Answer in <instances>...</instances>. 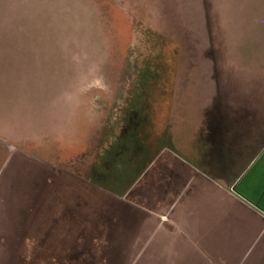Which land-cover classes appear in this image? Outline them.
<instances>
[{"label":"crops","instance_id":"crops-1","mask_svg":"<svg viewBox=\"0 0 264 264\" xmlns=\"http://www.w3.org/2000/svg\"><path fill=\"white\" fill-rule=\"evenodd\" d=\"M86 90L84 84L65 87L59 119L45 123L47 129L43 123L41 130L25 136L0 125V179L6 173L5 188L10 191L3 196L0 189V264L4 252L28 251L27 244L34 248L37 236L43 247L58 237L56 250L66 251L68 219L74 218L75 236L82 234L87 182L25 143L39 140L38 146L51 150L83 147L82 129L72 130ZM252 105L234 107L242 115L230 123L232 132L258 113ZM68 109L75 117L67 124ZM256 123L236 141L240 147L229 160L219 123L213 136L198 135L189 127L180 132L179 125H172L170 148L154 150L132 184L111 194L89 187L97 209L106 206L103 216L94 206L86 211L98 222L97 235L105 237L100 245L105 246L108 264H264V119ZM259 134L262 140L254 143ZM227 135L231 137V131ZM191 143L197 151H191ZM92 201L86 197L85 203ZM68 206V213L76 216H65ZM12 260L9 264H18Z\"/></svg>","mask_w":264,"mask_h":264},{"label":"rangeland","instance_id":"rangeland-1","mask_svg":"<svg viewBox=\"0 0 264 264\" xmlns=\"http://www.w3.org/2000/svg\"><path fill=\"white\" fill-rule=\"evenodd\" d=\"M98 1L0 0V125L11 126L17 134L25 136L41 130L43 123H52L59 119V105L65 103L62 97L65 87L92 84L90 79L95 72L93 65L99 59H104V56L106 58V53L112 49V42H108L107 25L96 13L95 4ZM177 2L182 11L181 15L185 17H182L186 42L184 45L190 56L187 55L185 59L186 67L193 66L200 70L205 68L210 73L208 77L205 75L204 81L210 87L211 102H217L221 108L217 123L223 129L220 135L224 136L222 144L229 160L231 152L240 147L237 146L240 141H236L251 131L248 128L264 119H260L264 115V0ZM152 30L158 32L156 28ZM122 47L124 45L120 46L119 52H122V55L117 60V65L123 63L122 66L127 71L129 64L125 58L130 50ZM173 60L174 54L170 48L162 61L163 70L150 82L152 111L146 123L142 125L143 132L136 142L137 145H147L146 155L137 159L132 152L133 148L122 151L117 147L119 142L112 141L111 152L115 155H104L100 164L96 165L98 167L90 169L86 162H82L77 170L68 169L87 182L83 185L84 204L81 201L84 208L82 234L75 236L74 233L78 230L75 229L74 218L68 219L66 251L56 250L58 246L54 238L58 237H51L50 242L46 241L43 247L39 244L41 236H37L38 243L35 242L34 248L31 244L26 245L30 248L28 251L2 253L3 264L5 260H8V264L11 263V259L18 261V264H108L105 246L100 245L105 237L97 235L98 222L91 221V212L87 214L92 206L94 209L98 208L97 197L88 195L89 187H94L93 191L98 187L110 194L115 190H122L138 178L137 173L154 152V146L155 152L159 151L160 146L170 148L168 138L171 129V108L168 104V89L173 81ZM100 63L101 67L102 64L106 67L105 62ZM107 77L103 76L98 83H109ZM199 80L202 81V78ZM156 101L158 103H155ZM251 102L252 106L259 108L258 113L249 118L250 122H242L241 130L236 126L232 132L230 123H234V119L242 115V112L240 114V111L233 110L234 107ZM85 104L81 121H78V129L82 128L86 161L90 162L92 157L87 143L90 144V134L96 127V121L92 119L96 112L90 108L89 98ZM71 117H75L74 112ZM71 117L68 109L65 116L67 124ZM76 127L75 124L72 131ZM230 131L231 137L227 135ZM261 134L264 135V131ZM260 139L259 134L257 138L254 137V143L259 141V144L262 140ZM31 141L35 140H29ZM178 147L180 150L183 146L179 143ZM190 147L191 151H197L195 143H191ZM33 148L39 151L40 147L34 145ZM49 157V161L59 166L53 157ZM4 177L6 173L2 180L0 179L3 196L10 193L9 188H5ZM86 197L91 198L93 203H85ZM68 211L69 206L65 216H76L74 212L70 215ZM97 211L101 215L102 211L107 214L104 205ZM14 263L16 264L15 261L12 262Z\"/></svg>","mask_w":264,"mask_h":264},{"label":"flooded vegetation","instance_id":"flooded-vegetation-1","mask_svg":"<svg viewBox=\"0 0 264 264\" xmlns=\"http://www.w3.org/2000/svg\"><path fill=\"white\" fill-rule=\"evenodd\" d=\"M95 6L98 17L107 25L108 42H112V49L106 53V58L104 56V59H99L95 64V72L93 71L92 80L90 79L92 84L84 85L87 90L83 93L80 109L76 112L78 121H81L86 99L89 98L90 108L96 112V116L92 117L96 121V131L90 134L91 142L87 143L92 160L86 161L84 145H66L60 150L39 146V152L53 157L60 167L71 170L80 168L82 162H86L90 169L95 168L104 155L110 156L112 141L119 142L117 147L122 151L133 148L132 152L137 159L145 156L147 145H137V137L143 132L142 125L152 111L150 82L163 70L162 61L170 48L174 54V64L171 67L173 81L168 89L170 128L172 125H179L180 131L189 127L198 135H215L220 118L219 104L211 102L210 87L204 81L205 75L208 77L210 73L205 68L200 70L193 66L186 67L185 59L189 52L184 45L186 42L182 17H185L181 15L177 0H99ZM121 45H124L122 49L126 47L130 50L125 58L129 64L127 71L124 70L123 63L117 65V60L122 55L119 52ZM100 62H105L106 67L103 64L101 67ZM103 76H108L107 80L110 82L99 84L98 81ZM200 77L202 81L199 80ZM82 122L84 123L83 119ZM81 134L84 137L83 131ZM38 142L39 140L26 142L25 145L35 150L33 146ZM155 148L154 146L152 150Z\"/></svg>","mask_w":264,"mask_h":264},{"label":"trees","instance_id":"trees-1","mask_svg":"<svg viewBox=\"0 0 264 264\" xmlns=\"http://www.w3.org/2000/svg\"><path fill=\"white\" fill-rule=\"evenodd\" d=\"M117 154H118V153H117ZM112 155H115V153H112V152H111V153H110V156H112ZM108 157H109V156H108Z\"/></svg>","mask_w":264,"mask_h":264}]
</instances>
